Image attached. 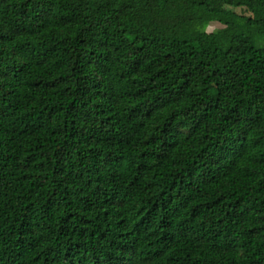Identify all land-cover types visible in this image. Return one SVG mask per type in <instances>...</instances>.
<instances>
[{"label":"trees","instance_id":"16d2710c","mask_svg":"<svg viewBox=\"0 0 264 264\" xmlns=\"http://www.w3.org/2000/svg\"><path fill=\"white\" fill-rule=\"evenodd\" d=\"M251 1L0 0V264H264Z\"/></svg>","mask_w":264,"mask_h":264},{"label":"rangeland","instance_id":"374dc122","mask_svg":"<svg viewBox=\"0 0 264 264\" xmlns=\"http://www.w3.org/2000/svg\"><path fill=\"white\" fill-rule=\"evenodd\" d=\"M240 5H238L237 7H234L233 9L241 14H247L249 15V6L252 4L251 0H240ZM222 25L220 23H212L211 25L208 26V31H212V30H217L219 28H221Z\"/></svg>","mask_w":264,"mask_h":264}]
</instances>
